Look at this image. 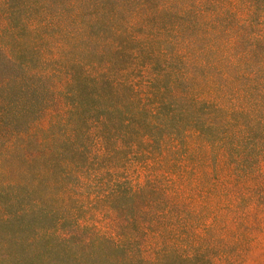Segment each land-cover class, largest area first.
Wrapping results in <instances>:
<instances>
[{
	"label": "trees",
	"instance_id": "trees-1",
	"mask_svg": "<svg viewBox=\"0 0 264 264\" xmlns=\"http://www.w3.org/2000/svg\"><path fill=\"white\" fill-rule=\"evenodd\" d=\"M0 63L3 186L86 246L58 264H223L193 229L262 180L264 0H0Z\"/></svg>",
	"mask_w": 264,
	"mask_h": 264
},
{
	"label": "rangeland",
	"instance_id": "rangeland-1",
	"mask_svg": "<svg viewBox=\"0 0 264 264\" xmlns=\"http://www.w3.org/2000/svg\"><path fill=\"white\" fill-rule=\"evenodd\" d=\"M2 69L0 63V75H3ZM261 174L262 180L259 179L254 189L245 183L240 198L231 199L230 203L238 206L239 214L221 210L219 219L211 216L208 218L213 221L214 228L208 232L207 227L198 226L193 229L200 246L207 242L213 248L210 252L216 253L215 258L219 260L216 263L225 264L227 261L222 260L232 259L244 264H264V164ZM15 180L20 181L16 168L0 167V264H58V261H77L75 257L83 254L82 250L86 246H71L70 243H77L75 238L70 243L36 238L37 224H51L54 220L50 217H35L30 208L28 212L20 210L30 205L31 199H15L9 196V190L3 186ZM2 209L18 215L5 220ZM8 212L5 211L6 214ZM90 256L92 258L83 255L80 261H98L99 250H93Z\"/></svg>",
	"mask_w": 264,
	"mask_h": 264
}]
</instances>
